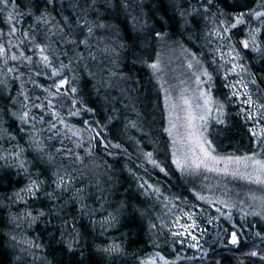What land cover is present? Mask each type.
I'll return each instance as SVG.
<instances>
[{"label":"snow or ice","instance_id":"obj_1","mask_svg":"<svg viewBox=\"0 0 264 264\" xmlns=\"http://www.w3.org/2000/svg\"><path fill=\"white\" fill-rule=\"evenodd\" d=\"M39 2L43 3L45 8L40 10L36 6L39 15L33 17L31 11L35 6L33 0H26L25 3H21V0H0V18H2L0 24L7 27V31L0 27V76H2L0 78V162H3L6 168L15 170L17 182L20 179L25 181L23 187L8 199L25 205L40 203L39 207H29L23 217L14 216L12 220L26 218L31 225L41 218L51 216L52 219L59 221L54 225V230L62 238L59 242L65 245L68 253L75 255L82 234L77 228L76 218L74 216L69 218L67 214L62 215L63 205L56 208V204L63 194L72 192L69 200L80 204L81 215H95L96 210L90 209L85 203L87 199L85 188L75 187L74 173L77 169L73 166L77 162L82 163L78 149H83L86 155H91L94 141L96 144L104 143L97 140L103 132L101 120L80 119L77 122L83 124L82 129L69 122L71 118L85 115L98 116L99 109L95 107V101L83 95L80 83L84 81L85 72L89 77L95 75L90 72L88 65L89 62L97 61L98 54L109 60L111 65L109 78L117 75L116 68L122 50L126 49L127 53L132 54L133 61L141 58L133 52V49L139 47L136 42L139 36L133 40L131 46H127L117 42L123 37L119 36L118 31H113V25L106 23V16L101 15L99 11H96L95 20H89L87 18L89 10L97 7L95 0L91 4L85 0L87 7H82V17H78L74 22L65 18L56 24L54 29L48 28L47 26L55 18L47 12V6L53 5L55 0H39ZM111 6V0H105L104 4L100 5L105 11ZM117 7L126 9L128 5L117 4ZM22 8H27L28 11H21ZM174 10L185 25L189 17L197 25L203 22L208 37L207 43L211 45L216 41L217 45L213 49V59L207 67L194 53H189L194 63H189L187 67L193 70L192 75L197 85L191 95H187L185 90L180 93L177 100H172L167 95L165 97L168 115L165 117L167 126H162V133L167 134L171 142L169 146L171 164L175 165L176 170L181 174H196L202 170L222 171L225 175L239 176L264 188V96L258 95L253 99L249 85L255 86L257 78L249 70L250 65L246 62L251 59L264 63V0H245L243 6L236 5L231 11L222 10L217 0H185L184 3L175 4ZM25 16L33 19V24L27 28L23 25L17 27L19 18ZM125 19L127 20V16ZM132 19L135 29L139 20L136 17ZM41 25L45 26L47 42L40 34ZM141 27L146 28L147 24ZM241 28L245 29L242 31L243 38L234 39L236 31ZM109 32L116 37L115 40L106 34ZM147 35L152 38L153 44L167 38L166 33L154 27L148 30ZM184 51L188 50L184 49ZM217 52L223 63L217 62L214 55ZM10 62L13 64L11 67ZM81 65L83 69L78 73L77 70L81 69ZM147 66L154 74L159 71L157 62L148 63ZM221 70L224 73L221 77L224 81L222 87L227 91L220 94L221 99H217L214 95V74H218ZM9 74L11 80L8 78ZM231 77H236L234 82H229ZM17 81L19 88L16 95H5L4 91L9 88V84H15ZM201 84L204 85L203 88L200 87ZM29 85L31 87H28ZM238 85L242 86V93L237 89ZM241 94L245 99L240 100ZM237 100L248 107L242 108L234 104ZM226 104H234L239 109L236 115L246 122L250 142L260 148V152L253 150L251 154L242 156L213 154L215 149L212 148V141L206 135L209 120L215 109L216 123L224 124L221 117L225 114ZM108 119L111 121L112 117ZM93 123L95 128L92 127ZM127 126L136 128L137 124L135 121H129ZM97 128L100 131H96ZM37 132L41 135L46 132V138L37 139ZM84 132L93 133L88 138L87 147L83 140ZM54 141H59L60 147H56ZM65 141L70 142L72 146H66ZM107 143L111 148H121L119 143L110 141ZM145 155L149 163L159 168V171L165 175L168 174L166 168L153 158L152 152ZM57 156H60L61 163L53 168ZM63 161L68 163L65 164ZM221 165L223 168L220 167ZM146 186L152 188L147 181L138 185L140 189H145ZM155 192L159 193L160 189H155ZM197 199L206 198L198 196ZM252 199L255 201L256 197L253 196ZM45 200L49 201L52 207L44 205ZM216 203L225 207L235 206L227 201H216ZM125 207L121 204L116 211H123ZM132 211L139 212L140 216L145 215L139 209ZM216 212L229 221L231 228H222L218 231L210 248L213 252L217 246L228 250H239L241 237L247 235L244 232L245 218L250 214L264 219V198L260 200L259 211L244 212L239 230L237 224L231 222V213L225 214L221 208H216ZM183 215L191 223H182V217H176L172 227L178 225L181 230L171 231L170 252H165L158 244H154L155 251L148 252L142 249L133 257L136 264H178L182 260L196 259L195 256H182L180 253L185 247L200 251L203 248L200 238L208 234L207 229L200 227L193 212H184ZM217 218L210 216L206 222L212 224ZM116 222L117 216L109 212L100 224L102 228H106ZM92 223L95 224V221L93 220ZM156 227L155 223L149 225L150 229ZM248 227L252 228L254 225L248 224ZM196 229L200 230V236L194 234ZM253 235L259 244L252 243L250 245L252 250L244 254L264 261V247H260L264 245V229ZM12 240L16 241L15 236ZM243 242L248 244L247 240ZM27 247L40 248L41 245L29 243ZM102 251L108 254H120L122 249L120 245L112 243ZM172 255L174 258L170 259L169 256ZM208 255V251L204 250L199 259L204 260ZM17 259L23 264L22 258ZM214 264L221 262L215 261Z\"/></svg>","mask_w":264,"mask_h":264},{"label":"trees","instance_id":"obj_2","mask_svg":"<svg viewBox=\"0 0 264 264\" xmlns=\"http://www.w3.org/2000/svg\"><path fill=\"white\" fill-rule=\"evenodd\" d=\"M25 2L26 0H21V3ZM92 2L93 0H88V4ZM104 2L105 0H95L97 7L89 10L87 18L95 20L96 11L106 16L105 22L113 25V31H118L119 36L123 37L122 40L117 41L118 43L131 46L133 40L139 36V40L136 41L139 47L133 49V52L141 58L133 61L132 54L127 53L126 49L122 50L116 68L117 75L109 78L111 70L109 60L98 54L97 61L89 62L88 65L90 72L95 75L89 77L85 72L84 81L80 83L83 95L95 101V107L99 109L98 116L85 115L71 118L69 122L82 129L83 124L77 122L80 119L101 120L103 132L97 140L104 141V143L96 144L94 141L91 155H86L83 149L77 150L82 163L77 162L73 166L77 169L74 173L76 177L74 183L75 187L85 188L87 197L85 203L90 209L96 210V213L94 216L81 215L80 204L69 200L72 192L61 196L56 208L63 205L62 215L67 214L69 218L74 216L77 228L82 234L75 255L68 253L65 245L59 242L62 239L59 233L54 230V225L59 223L58 220L46 216L31 225L26 218L12 220L14 216L23 217L29 207H39L40 203L25 205L8 199L15 191L23 187L25 181L20 179L17 182L15 170L6 168L3 162H0V264H21L18 257L22 258L23 264H136L133 257L142 249L148 252L155 251L153 245L157 244L156 241L161 242L162 236L163 244L159 246L165 252H170L171 236L164 226L168 221L171 222L169 226L173 225L177 216L182 217V223H191L184 217V212H193L197 223L201 228L207 229L208 234L200 238V243L203 245L200 251L185 247L180 253L182 256H195L196 259L182 260L178 264H214L215 261H220L221 264H240V262L264 264V261L259 258H251L244 254L252 250L250 247L252 243L257 244L258 242L253 235L257 232L254 228L244 227L247 235L241 237L242 243L239 250H228L217 246L213 252L210 248L212 241L216 238V233L222 228H231V224L219 216L215 208L211 209L209 202H198L194 198L197 193L193 192L185 175L171 164V151L169 150L171 142L167 134L162 133V126H167L165 119L168 115L165 104L167 93L157 72L154 74L153 70L147 66L148 63L157 62L158 53L164 51L163 48L171 43V45L180 46L181 49L194 53L197 58L201 57L204 61L202 63L207 67L213 55L211 54L212 49L216 47L217 42L213 41L211 45L207 43L208 37L203 22L197 25L189 17L185 25L184 21L175 14L174 5L184 3L185 0H111L112 6L107 11L100 7ZM125 3L128 5L126 9L117 7V4L124 5ZM217 3L222 10L231 11L236 5L243 6L245 0H217ZM33 4L35 6L31 11L35 17L39 15L36 6L44 10L45 5L39 0H33ZM82 7H87L85 0H55L53 5L47 6V12L55 18L47 27L54 29V26L65 18L74 22L78 17H82ZM21 11L26 12L28 9L22 8ZM133 17L139 20L135 29L133 28ZM145 23L147 27L142 28L141 26ZM31 24H33V19L25 16L19 18L17 27L23 25L27 28ZM0 27L3 25L0 24ZM153 27L166 33L167 38L153 44L152 38L147 35L148 30ZM3 30L7 31V27H3ZM242 31L243 28L236 31L234 39L243 38ZM40 34L47 42L46 29L43 25H41ZM106 34L111 36L112 40L116 39L110 32ZM67 62L65 59V63ZM217 62L222 63L223 61L217 59ZM246 62L250 65L249 70L257 78L255 86L249 85L253 99H256L258 95L264 96V63L251 59ZM9 66L13 64L10 62ZM82 69L83 65L77 70L78 73ZM223 75V72L222 75H214L215 86L218 88L224 83L221 79ZM8 78L11 80V74ZM235 79L236 77H231L229 82H234ZM18 88L19 81L15 84L10 83L4 94L15 96ZM237 89L243 92L242 86H237ZM220 91L226 92L227 90L223 88ZM243 99L245 97L241 94L240 100ZM240 100L235 101L234 104L247 108V105L240 104ZM234 104H229L227 109L229 128L216 131L213 133L216 136L210 139L215 144L225 145L223 152L226 154L241 151L244 145L251 143L246 130V122L236 115L239 109ZM109 117H112L111 121ZM129 121H135L137 127L127 126ZM92 127H96L94 123ZM37 128L39 129V125ZM96 131L100 129L97 128ZM92 135V132L83 133L85 147L88 146V138ZM46 136V132L43 135L37 132V139H45ZM108 141L119 143L121 148H111ZM53 143L56 147H60L59 141ZM65 145L72 146L68 141H65ZM148 152H152L153 158L166 168L167 175L148 162L145 155ZM60 163L61 158L57 156L53 168ZM63 163L67 164L68 161H63ZM144 181L151 184L152 188L146 186L145 189H140L138 185ZM157 188L160 189L159 193L155 192ZM43 203L47 207H52L47 200ZM102 204L103 209H101ZM121 204L126 207L123 211L117 212ZM133 209H139L145 215L140 216L139 212L134 213ZM109 212L117 216V222L102 228L100 221L107 217ZM163 212L166 217L164 214L161 215ZM210 216L218 218L212 224H208L206 221ZM93 220L95 224L92 223ZM231 222L236 223L239 230L240 223L233 215H231ZM151 223H155L157 227L150 229ZM157 228H163L164 235L159 237L156 232ZM176 230L181 229L178 227ZM194 234L200 236V230H194ZM13 236L23 239L18 246L13 242ZM244 240H247L248 244H245ZM29 243L40 244L41 247L28 248ZM112 243L120 245L122 249L120 254H108L102 251ZM204 250H207L209 255L204 260H200L199 257ZM169 258H174V255Z\"/></svg>","mask_w":264,"mask_h":264},{"label":"rangeland","instance_id":"obj_3","mask_svg":"<svg viewBox=\"0 0 264 264\" xmlns=\"http://www.w3.org/2000/svg\"><path fill=\"white\" fill-rule=\"evenodd\" d=\"M244 30L245 29H243V31ZM163 49L164 51L158 53L157 56V63L159 64V71H157V74L163 82V86L167 93V96L172 100H177L180 93L185 90L187 95H191V93L197 88L195 77L192 75L193 70H190L187 67L189 63H194V61L192 60V56L189 55V53L191 52H185L184 49L180 48V46L171 45V43L167 44V46H165ZM226 51L227 49H225V52ZM211 54H213V49ZM214 55L216 59H220V54L218 52L214 53ZM198 59L201 62H204L201 57H198ZM212 59L213 55L211 56L210 62L212 61ZM227 66L230 67V65H226V67ZM237 71H239V69H237ZM222 72L223 70H221L218 75H222ZM239 86L241 87V85H238V87ZM200 87L203 88L204 85L201 84ZM221 89H223V87L218 88L215 86L214 76V95L217 99L222 98L220 94L223 93V91L221 92ZM216 91H218V93ZM228 107L229 104H226L224 109L225 114L221 117V119L224 120V124L216 123L215 117L217 116V112L215 111V109L213 110L211 114L212 118L209 120V126L206 132L209 140L211 139V137L216 136L215 134H213L216 131L229 128V119L227 118ZM224 146L225 145H218L217 143L215 144L214 142H212V148L215 149V152L213 154L220 156H242L245 154H251V151L253 150L257 152L261 151L260 148L256 147L254 144L247 143V145H244V148L241 151L226 154L223 152V150L225 149ZM220 167L223 168V165H221ZM184 175L186 181L191 184L193 192L197 193L194 195V198L198 202L207 201L209 202V206L211 209L221 208V210L225 214L231 213V215H233L239 223L241 222V217L243 216L244 212L250 213L253 210L259 211L260 200L264 198V188H262L261 186L241 179L239 176L233 177L232 175H225L222 171L207 172L202 170L201 172L196 174ZM198 196H203L206 199H197ZM253 196L256 197L255 201L252 199ZM216 201H227L230 205L235 206L225 207L223 204L216 203ZM250 205L252 207H250ZM163 214L164 212L161 213V215ZM164 217H166L165 214ZM169 223L171 222L168 221L167 225H165L164 227L169 231V233H171L174 228L172 227V225L169 226ZM248 224L254 225V227L252 228H254L255 231H261L262 229H264V219H261L258 216H252L249 214L245 218L244 227H248ZM178 227L179 226L177 225L175 229H177ZM175 229L173 231H175ZM156 230L159 237L164 235L163 228H157ZM22 240L23 239L16 238V241L13 242L16 246H18L20 242H22ZM162 240L163 236L161 238V242L156 241V243L158 245L163 244ZM257 244H259V241L257 242Z\"/></svg>","mask_w":264,"mask_h":264}]
</instances>
